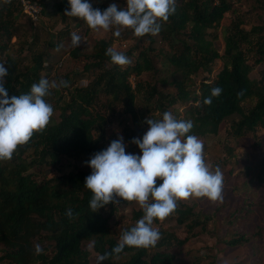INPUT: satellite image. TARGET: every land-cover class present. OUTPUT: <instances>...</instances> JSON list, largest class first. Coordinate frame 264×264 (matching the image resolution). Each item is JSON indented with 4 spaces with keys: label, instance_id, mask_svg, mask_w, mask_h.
Here are the masks:
<instances>
[{
    "label": "trees",
    "instance_id": "16d2710c",
    "mask_svg": "<svg viewBox=\"0 0 264 264\" xmlns=\"http://www.w3.org/2000/svg\"><path fill=\"white\" fill-rule=\"evenodd\" d=\"M17 2L11 0L6 4L0 0V29L7 42L15 36L13 11ZM231 2L176 0L175 13L155 35L168 40L169 49L157 50L155 36L147 35L144 38L149 41L148 47L138 51L132 64L123 67L112 64L105 53L113 45L106 40L97 41L90 54L81 55L86 60L84 71L96 70L97 77L86 87L73 88L67 99L59 94L58 117L52 116L42 134H34L27 145L18 147L10 161H0V264H97L98 260L91 259L88 243L98 258L111 253L118 244L110 223L117 203H110L97 212L89 207L92 194L84 188V183L91 168L44 180H38L36 172L45 165L57 164L61 157L89 159L108 147L106 117L95 106L102 94L111 103L107 109L120 103L130 116L133 124L128 135L130 141L137 137L142 139L145 128L149 127L145 123L147 118L158 120V113L179 103H191L184 114L176 111V119L191 120L194 127L190 134L198 138L217 134L221 124L234 115L240 116L235 135L255 132L258 126H264V76L259 81L250 77L254 68L264 63V36L261 35L264 27H252L245 32L240 27L241 21H237L225 38L223 53H219L209 39L208 31L217 27L224 14L232 10ZM66 9H69L68 0L55 1L50 16L64 15ZM244 44L247 49H243ZM0 50L7 51L3 41ZM134 51L129 49L122 53L129 57ZM73 55L80 57L78 50ZM50 59L41 52L34 55L33 65L22 71L19 58L6 53L1 64L8 69L4 80L9 97L29 93L31 86L43 78L42 73H47L49 67L44 64ZM218 60L222 67L215 77L201 81L198 89L192 90L193 78L200 70L211 73V66ZM146 72L161 76L160 85L174 89L175 93L164 94L156 85L149 91H141L139 85L133 87L131 76L139 77ZM65 81H69L68 77ZM216 87L222 88V94L214 97L211 105H205L204 100ZM140 92L146 100L155 98L151 109L137 111ZM45 99L47 101V97ZM249 101L253 102V107L246 111L244 105ZM252 147L259 161L258 180L264 185V135L254 141ZM260 204L264 206V187ZM69 208L72 219L66 215ZM237 211L229 216L231 221ZM142 216L141 208L133 212L135 222ZM168 218L186 228L185 238L162 231L154 248L126 247L119 259L110 256L102 264H180L184 246L196 236L197 228L203 230L206 220H201L193 207L180 202L176 212ZM263 236L264 229H257L251 235L235 234L224 243L229 247L244 246ZM36 244L43 249L41 255L35 254Z\"/></svg>",
    "mask_w": 264,
    "mask_h": 264
},
{
    "label": "rangeland",
    "instance_id": "374dc122",
    "mask_svg": "<svg viewBox=\"0 0 264 264\" xmlns=\"http://www.w3.org/2000/svg\"><path fill=\"white\" fill-rule=\"evenodd\" d=\"M40 3L44 6L42 15L37 22L32 21L24 12L21 3L18 1L14 5L13 22L15 25V36L7 42L6 35L0 29V46L2 41L7 44V51L0 50V64L5 60L6 53L17 57L20 60V69L27 70L33 65V57L41 52H45L51 57L48 63L47 73H42L43 78L49 82L65 81L68 77L69 86L67 91L63 87L60 89H50L47 101L53 106L54 117H58L59 110L56 101L59 94L64 99L69 97V91L76 87H86L99 74L98 71L86 72L84 66L86 60L81 55L90 54L94 44L99 40L110 41L113 47L119 52L135 49L134 54L129 56L130 64L140 49H145L149 45L146 38L135 37L130 30L122 32L120 37H115L111 30L107 33L93 32L88 28L83 20L65 15L50 16L53 4L58 0H29ZM232 10L224 14L220 24L210 29L209 39L219 53L224 52L225 38L229 35L230 29L241 21V29L247 32L252 27H264V0H231ZM94 8H99L102 12L107 7L116 3L121 7L126 6V0H88ZM75 32L80 35L82 42L79 47L71 45V34ZM261 35L264 36L262 32ZM3 39V40H2ZM155 47L157 50L167 51L169 49L168 40H163L160 36H155ZM59 49V50H57ZM243 49H247L244 44ZM78 50L80 57H75L73 52ZM159 68L160 64L157 62ZM222 67L221 61H215L211 66V73L200 70L199 74L193 78L192 90L198 89L201 81L213 79ZM264 76V63L259 64L251 72L250 77L259 81ZM161 76L151 72L143 73L139 77L131 76L130 82L133 87H140L141 91H149L150 87L156 88L164 93H175V90L168 86H161L158 79ZM68 94H67V93ZM155 99V98H154ZM154 99L146 100L144 95L137 94V111H146L153 107ZM107 105V106H106ZM111 105L105 95H101L95 106L98 111L106 117L105 126L107 146L120 137L126 145V152L140 155L139 148L129 140L133 129L130 116L125 113L124 107L120 103ZM191 107V103H179L168 108L175 118L178 114H184ZM253 107V102H246L244 109L248 111ZM162 119L163 113H158ZM240 119L239 115L227 118L220 126L215 135L199 138L204 145V158L206 163L215 170L219 167L223 173V203H213L207 198H190L180 203L193 207L201 220H206L203 230L197 228L194 238L184 246L182 251V262L180 264H264V236L262 239L253 241L244 246L229 247L224 241L231 239L235 234L251 235L257 229H264V206L260 205V195L264 187L258 180L259 161L253 153L252 143L261 139L264 135V126H258L255 132H244L242 135H235V127ZM148 127L145 128L146 133ZM139 138V137H137ZM31 155V154H29ZM87 158L70 159L61 157L57 164L45 165L41 170H36L38 180L50 179L60 175H66L77 170L90 169L87 166ZM264 205V204H262ZM135 202L117 203V211L111 220V227L115 236L120 240L124 231L135 225L133 212L139 209ZM238 210V211H237ZM235 214L233 220L229 216ZM159 231H168L183 239L187 234L184 226L178 225L175 220L167 218L164 222L154 224ZM93 262L98 260L92 246L88 243Z\"/></svg>",
    "mask_w": 264,
    "mask_h": 264
},
{
    "label": "clouds",
    "instance_id": "9594fccd",
    "mask_svg": "<svg viewBox=\"0 0 264 264\" xmlns=\"http://www.w3.org/2000/svg\"><path fill=\"white\" fill-rule=\"evenodd\" d=\"M4 3L10 4L11 0ZM68 4L65 16L83 20L96 33L114 30L115 37L125 30L137 38L158 35L162 24L176 11V0H126L125 7L112 3L103 12L88 0H68ZM81 42V36L73 32L71 45L77 48ZM105 54L114 65L123 67L131 63L114 47H109ZM7 75L8 69L0 64V161H10L18 147L27 145L34 134L47 129L54 110L45 97L51 94L50 89L68 87L66 81L57 83L42 78L31 86L29 93L9 97L4 80ZM222 91L220 87L213 88L204 104L211 105ZM145 123L149 127L142 139L132 140L140 155L126 152L120 137L87 162L91 174L86 177L84 188L92 194L89 207L93 212L121 200L135 202L143 210L142 218L122 233L111 253L99 256L97 264L110 256L119 259L126 247L154 248L161 238L154 224L173 215L180 201L207 198L213 203H223V173L219 167L213 170L206 163L203 142L190 134L193 122L178 120L166 111L162 119L147 118ZM66 215L73 218L71 208ZM42 252L36 244L35 254Z\"/></svg>",
    "mask_w": 264,
    "mask_h": 264
},
{
    "label": "built area",
    "instance_id": "2783aa9c",
    "mask_svg": "<svg viewBox=\"0 0 264 264\" xmlns=\"http://www.w3.org/2000/svg\"><path fill=\"white\" fill-rule=\"evenodd\" d=\"M25 13L28 14V16L32 19V21L37 22L43 11V6L40 3L37 2H31L29 0H18Z\"/></svg>",
    "mask_w": 264,
    "mask_h": 264
}]
</instances>
